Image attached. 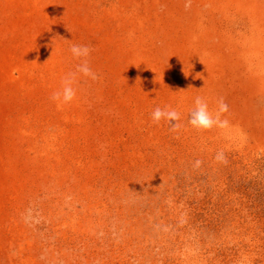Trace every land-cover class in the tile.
Returning <instances> with one entry per match:
<instances>
[{
    "label": "rangeland",
    "instance_id": "374dc122",
    "mask_svg": "<svg viewBox=\"0 0 264 264\" xmlns=\"http://www.w3.org/2000/svg\"><path fill=\"white\" fill-rule=\"evenodd\" d=\"M188 2L0 0V264H264V0Z\"/></svg>",
    "mask_w": 264,
    "mask_h": 264
},
{
    "label": "clouds",
    "instance_id": "9594fccd",
    "mask_svg": "<svg viewBox=\"0 0 264 264\" xmlns=\"http://www.w3.org/2000/svg\"><path fill=\"white\" fill-rule=\"evenodd\" d=\"M186 7H190V0L186 4ZM70 51L75 58L83 60V63L77 66V70L79 72L83 73L86 77H90L92 80L100 78L98 74L93 72L89 67L88 57L92 51L90 47L87 45L73 44ZM201 62L203 63L202 60ZM72 83L73 80L71 78H66L64 80L63 90L54 92L51 99L55 101H62L64 104L72 102L76 98V91L71 86ZM226 112H228V105L223 99L219 100L218 111L215 115H213V113L209 111L207 101L198 96L195 99V108L190 113L191 118L189 123L197 130H211L214 127H226L228 121L220 119L221 114ZM151 115L153 122L156 124H159L161 119L166 120L170 125V130L173 132H176L181 128V124L179 123L180 113L173 109H169L168 107H165L164 109L156 107ZM216 159L221 162H226L222 152L217 154ZM200 163L201 161H196V166L198 167Z\"/></svg>",
    "mask_w": 264,
    "mask_h": 264
},
{
    "label": "bare ground",
    "instance_id": "6f19581e",
    "mask_svg": "<svg viewBox=\"0 0 264 264\" xmlns=\"http://www.w3.org/2000/svg\"><path fill=\"white\" fill-rule=\"evenodd\" d=\"M258 3V2H257ZM257 6H259V5H257ZM260 7V6H259ZM253 8V7H252ZM258 8V7H257ZM259 9V8H258ZM260 10H261V8H260ZM248 13V12H247ZM259 13V12H258ZM249 16V15H248ZM255 18V17H254ZM260 19V18H259ZM259 22V21H258ZM258 28V27H257Z\"/></svg>",
    "mask_w": 264,
    "mask_h": 264
}]
</instances>
